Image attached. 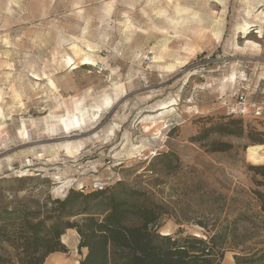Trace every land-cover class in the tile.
<instances>
[{"label": "rangeland", "instance_id": "374dc122", "mask_svg": "<svg viewBox=\"0 0 264 264\" xmlns=\"http://www.w3.org/2000/svg\"><path fill=\"white\" fill-rule=\"evenodd\" d=\"M263 49L264 0H0V213L123 182L165 209L163 235L215 237L220 264L262 254L247 134L201 133L247 75L264 95ZM79 241L45 264H78Z\"/></svg>", "mask_w": 264, "mask_h": 264}, {"label": "trees", "instance_id": "16d2710c", "mask_svg": "<svg viewBox=\"0 0 264 264\" xmlns=\"http://www.w3.org/2000/svg\"><path fill=\"white\" fill-rule=\"evenodd\" d=\"M247 123L224 113L201 136L247 134L251 145H264V134L255 129L247 132ZM219 150L224 149L215 151ZM251 169L264 170V166ZM51 204L50 210L13 208L0 213V264H45L50 255L68 251L62 242L67 230H75L80 238L78 264H220L223 257L215 237L206 241L163 235L159 224L165 209L123 182L103 190H95L93 185L88 191L85 186L71 188L65 198L54 199ZM262 207L264 211V200ZM3 243L15 250L16 261L5 254ZM235 259L236 264H264V252Z\"/></svg>", "mask_w": 264, "mask_h": 264}, {"label": "built area", "instance_id": "2783aa9c", "mask_svg": "<svg viewBox=\"0 0 264 264\" xmlns=\"http://www.w3.org/2000/svg\"><path fill=\"white\" fill-rule=\"evenodd\" d=\"M264 52V49H263ZM251 77L240 80L233 96L234 102L226 106L225 113L250 120H264V95H259V84L249 81ZM107 183L96 182L93 189L103 190Z\"/></svg>", "mask_w": 264, "mask_h": 264}, {"label": "bare ground", "instance_id": "6f19581e", "mask_svg": "<svg viewBox=\"0 0 264 264\" xmlns=\"http://www.w3.org/2000/svg\"><path fill=\"white\" fill-rule=\"evenodd\" d=\"M68 61L70 63L73 62L72 58H69ZM112 103V100L110 99H106L104 102L105 106H109ZM77 110L80 109L79 104L77 105ZM103 108V107H102ZM101 108V109H102ZM100 107H99V111H101ZM98 112V111H97ZM69 115V114H68ZM96 116V115H95ZM80 122H82V120L76 116L73 117H69L67 120H64V126L66 129H70L72 127H75L76 125H79ZM156 127V126H155ZM68 147V146H67ZM246 159L248 160V162L254 164V165H261L264 164V145L261 144H257V145H250L247 149H246ZM64 237V236H63Z\"/></svg>", "mask_w": 264, "mask_h": 264}]
</instances>
